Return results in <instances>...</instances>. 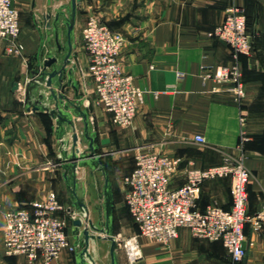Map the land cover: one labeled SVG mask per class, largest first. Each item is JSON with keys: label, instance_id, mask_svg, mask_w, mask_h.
<instances>
[{"label": "crops", "instance_id": "0c3cea01", "mask_svg": "<svg viewBox=\"0 0 264 264\" xmlns=\"http://www.w3.org/2000/svg\"><path fill=\"white\" fill-rule=\"evenodd\" d=\"M235 1L245 11L249 29L255 35L252 55L240 57L245 86L240 99L224 87L216 91L214 81L203 79L205 70L213 72L215 67L235 61L229 45L210 35L223 23L230 0L78 2L73 51L78 69L74 79L84 101L82 109L88 110L89 102L93 105L89 112L91 130L102 162L108 166L114 201L115 191L123 190L124 178L135 167L136 155L154 151L180 158L183 166L191 164L200 169L243 157L252 173L249 214H255L264 204V0ZM14 5L20 12L18 41L22 50L9 53L8 42H0V264H28L25 256L5 254L6 210L43 200L50 192L56 194L66 211L71 203L58 159L60 144L55 121L45 112L26 109L27 87L40 46L37 25L48 11L54 14L62 5H70V0H14ZM91 17L125 37L121 65L144 92L130 127L115 125L95 94L83 39V28ZM63 35L65 40V30ZM179 73L184 76L180 78ZM66 93L74 99L71 88ZM53 106L51 102L49 107ZM81 127L79 119L78 131ZM242 135L246 141H242ZM197 136L203 137L205 143H199ZM70 137L68 132L66 139ZM79 147L84 151L87 142ZM122 152L127 155L125 163ZM80 174L79 171V178ZM184 182L180 173L171 185L179 188ZM230 186V178L207 181L202 187L199 209L211 205L229 209ZM71 229L70 224L67 232L74 243ZM245 234L246 257L238 264H264V228L254 232L248 224ZM140 240L144 242L146 238ZM142 254L143 258L134 264H233L221 243L197 239L187 228L179 229L169 247L149 244L142 248ZM118 260L123 264L122 259ZM126 261L130 264L127 256ZM60 262L76 264L75 254L64 249Z\"/></svg>", "mask_w": 264, "mask_h": 264}, {"label": "built area", "instance_id": "2783aa9c", "mask_svg": "<svg viewBox=\"0 0 264 264\" xmlns=\"http://www.w3.org/2000/svg\"><path fill=\"white\" fill-rule=\"evenodd\" d=\"M230 2L223 23L210 35L229 45L235 61L231 65L217 66L213 72L205 70L203 79L214 81L216 91L224 87L240 99L245 91L240 57L252 55L255 35L248 27L245 11L235 0ZM20 34V12L15 8L14 0H0V42H8L9 53L22 50L16 43ZM83 39L90 61L89 75L94 80L99 102L115 125L130 127L144 92L121 65L124 35L91 17L83 28ZM178 76L184 75L179 73ZM246 139L242 135V141ZM196 140L205 143L201 136ZM180 173L185 182L179 188H173L172 181ZM251 177L243 157L200 169L191 164L183 166L177 157L154 151L139 152L134 169L124 178L125 203L138 229V234L125 242L130 264L143 258L141 237L168 246L178 237L181 228L189 229L197 239L221 243L233 264L241 263L246 257V226L249 224L254 232L264 228V204L255 214L248 212ZM218 178L231 179V207L223 209L211 205L205 210L199 209L203 185ZM4 217V248L8 257L25 256L28 264H61L64 249L75 253L67 232L72 212L66 211L54 192L43 200L8 209Z\"/></svg>", "mask_w": 264, "mask_h": 264}, {"label": "water", "instance_id": "95a60500", "mask_svg": "<svg viewBox=\"0 0 264 264\" xmlns=\"http://www.w3.org/2000/svg\"><path fill=\"white\" fill-rule=\"evenodd\" d=\"M79 1L70 0V5H62L54 14L48 11L37 25L40 46L38 53L34 56L36 64L27 87L26 109L31 112H45L55 121V130L60 144L58 159L71 202L69 211L72 212L71 230L76 264H96L90 253L91 241L96 240L111 243L110 264H119L118 244L113 237L115 201L112 182L108 166L102 162L96 137L91 130L89 112L93 110V105L89 102L88 110L82 109L84 101L79 94V84L74 79V73L78 69L73 51ZM68 88L74 92L73 100L68 98L66 93ZM34 91L38 94L35 95ZM51 102L54 104L52 109L49 107ZM79 119L82 121V127L78 131ZM68 132H71L70 139H66ZM83 141L87 142V148L81 151L79 145ZM81 169L103 174L101 198L104 223L102 228H98L90 217L89 206L85 202L86 189L79 178ZM91 231L99 235H94Z\"/></svg>", "mask_w": 264, "mask_h": 264}, {"label": "rangeland", "instance_id": "374dc122", "mask_svg": "<svg viewBox=\"0 0 264 264\" xmlns=\"http://www.w3.org/2000/svg\"><path fill=\"white\" fill-rule=\"evenodd\" d=\"M16 43L19 44V41L17 40ZM121 156H124V159H122V163L123 161L125 163V161L128 160L125 157L127 156L126 153L122 152ZM105 160H107V158H105ZM80 172H81L80 174L81 183L85 186L86 189L85 202L89 206L90 217L93 223L98 228H102L104 223L103 199L101 198L103 181H104L103 174L97 171L91 172L89 169L80 170ZM69 205L70 208L71 203ZM91 232L94 235H99L95 231H91ZM137 234L138 231L136 229L135 223L131 219L125 203L124 186H123L122 191H115L114 232H113V237L118 244L117 254L118 257L124 261L123 264H127L126 261L127 255L125 253V242ZM140 244H141V248L148 247L149 244H155L156 246L158 245V247H162V248H167L170 246V244L168 246H165L161 243H157L156 241L150 238H146V241L144 242H141L140 240ZM110 245L111 243L105 240L91 241L90 253L94 257L96 264H110V254H109Z\"/></svg>", "mask_w": 264, "mask_h": 264}, {"label": "trees", "instance_id": "16d2710c", "mask_svg": "<svg viewBox=\"0 0 264 264\" xmlns=\"http://www.w3.org/2000/svg\"><path fill=\"white\" fill-rule=\"evenodd\" d=\"M248 27H249V23H248Z\"/></svg>", "mask_w": 264, "mask_h": 264}]
</instances>
